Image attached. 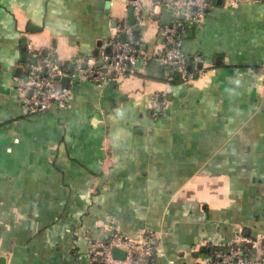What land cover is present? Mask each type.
Here are the masks:
<instances>
[{"label":"crops","instance_id":"obj_1","mask_svg":"<svg viewBox=\"0 0 264 264\" xmlns=\"http://www.w3.org/2000/svg\"><path fill=\"white\" fill-rule=\"evenodd\" d=\"M130 1L109 0L106 13V0H0L4 264H88L94 240L139 228L160 237L153 264H210L239 231L264 233V0H212L184 23L189 82L168 80L157 59L171 10L134 0L135 74L79 82L66 108L20 105L23 37L25 51H53L63 65L95 56L133 17Z\"/></svg>","mask_w":264,"mask_h":264},{"label":"built area","instance_id":"obj_2","mask_svg":"<svg viewBox=\"0 0 264 264\" xmlns=\"http://www.w3.org/2000/svg\"><path fill=\"white\" fill-rule=\"evenodd\" d=\"M212 0H151L152 9L166 7L173 14V23L163 26V48L158 54V61L166 72L168 80L173 79V72L179 73L183 82H189L193 75L187 66L182 45L184 31L182 26L203 16ZM225 4L235 5L239 0H223ZM133 6L131 23L124 16L113 29V35L95 56L76 55L68 65H63L53 51L45 55L27 45L26 63L23 72L16 80L18 101L28 115L46 112L52 106L66 108L70 103L72 88L79 82L89 81L102 86L116 77L133 75L138 66L140 47L134 32L142 24L140 4L130 1ZM121 35L124 38H121ZM106 46L110 48L106 50ZM34 59V62H32ZM110 72L114 75L111 76ZM69 78L68 86L61 80ZM152 114L159 110L160 103L156 96L151 102ZM264 233L255 237L239 231L232 243L224 248H214L210 264H264V245L261 241ZM240 242H244L245 249ZM118 249L122 258L114 256ZM160 237L154 231L145 228L137 230V236L113 233L105 239L93 241L86 255L88 264H153L162 256Z\"/></svg>","mask_w":264,"mask_h":264},{"label":"water","instance_id":"obj_3","mask_svg":"<svg viewBox=\"0 0 264 264\" xmlns=\"http://www.w3.org/2000/svg\"><path fill=\"white\" fill-rule=\"evenodd\" d=\"M217 1L220 2V0H217ZM108 8H109V0H106V2H105V12H106V13H108ZM131 10H132V6L129 7V11H130V12H131ZM130 22H131V23L134 22V19H133L132 16H130ZM115 25H116V21L113 20V21H112V26H115ZM134 36H135V39H136V40L139 39V33H138L137 30L134 32ZM121 38L123 39L124 36L121 35ZM25 44H26V39L23 37V38H22V41H21V52H20V58H21V61H22V62H24V60H25V56H26V51H25V47H26V45H25ZM98 44L100 45V43H98ZM106 50L109 51V47L106 48ZM42 54H43V55L46 54V50H45V49L42 51ZM95 54H96V53H95ZM32 62H34V59H32ZM188 68H189V67H188ZM15 75H16L17 77H20V76H21V68H17V69H16V71H15ZM110 75L113 76L114 73H113V72H110ZM61 83H62L64 86H67L68 83H69V78H67V77H66V78H63V79L61 80ZM113 83H114V81H113ZM159 100H161V99H159ZM261 243L264 245V239L261 241ZM240 245H241L242 247H244V246H245V243H244V242H240ZM247 246L249 247L250 244H247ZM113 254H114V256L117 257V258H122V257H123V252L120 251V250H118V249H115L114 252H113ZM0 264H4V259H3V258L0 259Z\"/></svg>","mask_w":264,"mask_h":264},{"label":"trees","instance_id":"obj_4","mask_svg":"<svg viewBox=\"0 0 264 264\" xmlns=\"http://www.w3.org/2000/svg\"><path fill=\"white\" fill-rule=\"evenodd\" d=\"M186 60H187V66L191 63L189 60V57H187L186 55ZM137 69L135 70L134 74L136 73ZM173 82H177L179 80H181L179 73H177L176 71L173 72Z\"/></svg>","mask_w":264,"mask_h":264}]
</instances>
